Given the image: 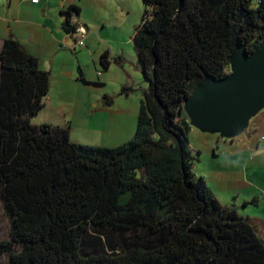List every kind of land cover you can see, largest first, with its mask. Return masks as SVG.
<instances>
[{"label": "trees", "instance_id": "obj_1", "mask_svg": "<svg viewBox=\"0 0 264 264\" xmlns=\"http://www.w3.org/2000/svg\"><path fill=\"white\" fill-rule=\"evenodd\" d=\"M141 1L133 47L149 85L133 139L117 148L74 143L69 125L33 124L50 74L16 39L3 41L5 264H264V241L249 220L194 175L182 110L204 74L220 80L230 73L232 38L247 53L264 41V0L255 7L253 0ZM66 14L62 29L75 35ZM100 65L108 70L107 52ZM102 103L113 100L104 94Z\"/></svg>", "mask_w": 264, "mask_h": 264}, {"label": "rangeland", "instance_id": "obj_2", "mask_svg": "<svg viewBox=\"0 0 264 264\" xmlns=\"http://www.w3.org/2000/svg\"><path fill=\"white\" fill-rule=\"evenodd\" d=\"M257 1L253 0L254 7L257 6ZM99 2L102 3L97 5L94 20L89 19L93 22L89 24L92 26L89 36H93L94 41L91 42L86 37L84 39L86 48L78 47L76 52H72L65 46L73 48L77 36L63 32L64 40L57 39L60 44L56 46L57 50L60 48L63 55L58 53L55 55L54 47L48 44L43 48L45 53L43 59L47 60L50 67L53 59L55 64L62 65L71 63L72 59L76 61L78 57L83 63L80 65L83 73L84 70L94 72L95 67L98 66L100 71L106 74L105 83H94L105 84L102 89L105 95L113 100L110 107H104L103 103L101 104L104 109L109 110L105 114H107V121L112 123L110 129L107 127L105 129L104 120L91 119L90 131L74 130L72 137L74 143L79 145L117 148L133 139L141 101L149 85L142 74L141 65L133 47L135 28L141 22L145 6L141 0H100ZM90 16L93 17L92 12ZM96 19L103 21V28H100V22L97 23ZM58 21L61 28L62 20L58 19ZM11 35H13L12 32ZM32 39L41 40V35L34 33ZM92 44L103 46L105 44L109 49L108 70L103 71L95 59V55L90 50ZM22 46L25 48L23 44ZM48 114V109L41 110L31 121L35 123L34 121L40 116L45 119ZM53 121L55 120L52 118L48 125H53ZM187 137L195 158L192 165L194 175L204 179L223 206L236 205L241 215L262 218L261 226H264V109L250 120V124L238 138H223L217 132H207L194 127H191ZM254 195H257L256 204L259 205L252 204L243 208L242 199L252 200ZM9 238L7 221L0 203V240H9ZM0 264H5L3 257L0 258Z\"/></svg>", "mask_w": 264, "mask_h": 264}, {"label": "crops", "instance_id": "obj_3", "mask_svg": "<svg viewBox=\"0 0 264 264\" xmlns=\"http://www.w3.org/2000/svg\"><path fill=\"white\" fill-rule=\"evenodd\" d=\"M99 1L100 0H40L38 4H32L30 0H0V47L4 40L14 37V39L25 46L26 50L32 56L38 59L40 69L48 72L51 76L50 89L42 109H48L49 114L45 119L40 116L38 119L36 118L37 120L34 121L35 123H32L36 125L50 124L53 118L55 120L52 123L53 125H60L63 127L69 124L71 128L70 139L73 142H75L72 137L74 130H91V126H89L91 119H97L98 121L104 120L105 129L106 127L110 129L112 125L110 121H107V114H105L108 113L109 110L104 109L101 105L102 97L106 93L103 91L104 89H102L105 84L103 85L100 83H105L106 74H103L98 66L95 67L94 72L84 70L83 73L80 67L83 63L78 57L76 58L78 66L73 59L71 63H64L62 65L55 64V59H53L49 67L47 60L43 59V56H45L43 48L49 44L51 47H54L55 55L57 53L63 55V53L60 52V48L57 50L58 48L56 47L57 44H60L57 39L64 40V30L62 29V24L61 28L59 27L58 19L61 20L60 15L67 12H69L70 19L73 20V22L77 21L75 27H81L86 30L85 39L87 37V39L93 42V36H89L91 33L90 27H92L89 26V24H93V22H90L89 19L94 20V13L97 9V5L102 3ZM72 7L76 8L78 12L69 11ZM91 12L93 17L90 16ZM74 16L75 19L73 18ZM96 21L97 23L100 22V28H103V21H101V19H96ZM94 31L99 30L94 29ZM11 32L13 35H11ZM34 33L40 34L41 40H33L32 35ZM75 35L79 37L78 34ZM98 36H100V33H98ZM77 37H75V42ZM65 48L67 50L70 49L72 52H76L77 49L75 48L73 50V48H69L68 46H65ZM90 50L95 55V59H97L99 64L102 54L107 52L109 55V49L105 44L104 46L101 44H92ZM75 67L76 69L78 67V71H76ZM79 70H81L82 78L85 81L81 80ZM256 196L257 195H254L252 198L256 199ZM252 200L243 198L241 201L243 208L250 206L244 205V203L251 202ZM258 205V203H255V206ZM234 206L238 210V207L236 205ZM239 214L241 215L240 212ZM241 216L249 220L258 237L264 241V226H261L263 223V220H261L262 218L256 216L250 217L244 214Z\"/></svg>", "mask_w": 264, "mask_h": 264}, {"label": "water", "instance_id": "obj_4", "mask_svg": "<svg viewBox=\"0 0 264 264\" xmlns=\"http://www.w3.org/2000/svg\"><path fill=\"white\" fill-rule=\"evenodd\" d=\"M60 17L67 25V14ZM228 49L230 73L220 80L204 74L182 110L191 127L234 138L264 109V41L247 53L232 38Z\"/></svg>", "mask_w": 264, "mask_h": 264}, {"label": "built area", "instance_id": "obj_5", "mask_svg": "<svg viewBox=\"0 0 264 264\" xmlns=\"http://www.w3.org/2000/svg\"><path fill=\"white\" fill-rule=\"evenodd\" d=\"M30 2L32 3V4H38L39 2H40V0H30ZM74 19H75V16L73 17ZM72 18V19H73ZM73 22V20H71V23ZM76 22L77 21H74L73 22V24L74 25H76ZM76 34H78V36L79 37H77V40H76V42H75V46L73 47V50L75 49V48H82V47H84V39H85V36H86V30L84 29V28H81V27H79V28H77L76 27ZM262 140H263V138H262Z\"/></svg>", "mask_w": 264, "mask_h": 264}, {"label": "flooded vegetation", "instance_id": "obj_6", "mask_svg": "<svg viewBox=\"0 0 264 264\" xmlns=\"http://www.w3.org/2000/svg\"><path fill=\"white\" fill-rule=\"evenodd\" d=\"M261 122H262V121H261ZM262 123H263V122H262ZM249 124H250V121H249ZM249 124H248V125H249ZM247 127H248V126H247ZM245 130H246V129H245ZM243 132H244V131H243ZM242 134H243V133H242ZM242 134H241V135H242ZM241 135H240V136H241ZM238 137H239V136L234 137V139H235V138H238Z\"/></svg>", "mask_w": 264, "mask_h": 264}]
</instances>
